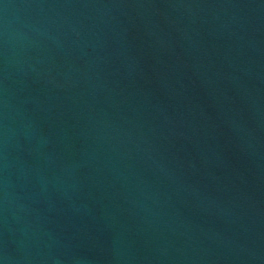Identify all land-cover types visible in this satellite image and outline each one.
Returning a JSON list of instances; mask_svg holds the SVG:
<instances>
[{
    "label": "water",
    "instance_id": "obj_1",
    "mask_svg": "<svg viewBox=\"0 0 264 264\" xmlns=\"http://www.w3.org/2000/svg\"><path fill=\"white\" fill-rule=\"evenodd\" d=\"M0 264H264V0H0Z\"/></svg>",
    "mask_w": 264,
    "mask_h": 264
}]
</instances>
